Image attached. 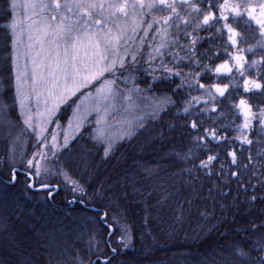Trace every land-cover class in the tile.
I'll return each mask as SVG.
<instances>
[{"label":"trees","instance_id":"trees-1","mask_svg":"<svg viewBox=\"0 0 264 264\" xmlns=\"http://www.w3.org/2000/svg\"><path fill=\"white\" fill-rule=\"evenodd\" d=\"M5 23L0 21V29ZM222 24L205 26L210 27V31H200L199 35H214L216 39L212 44L221 45L227 40L226 33L216 31ZM152 33L140 38L143 44L139 40L140 32L135 40L129 41L132 47L137 45L144 60L158 47L154 39L157 34ZM10 44L9 31L0 30V82L4 90L9 79L12 80ZM208 47L206 40L203 48ZM244 55L249 62L260 58L258 50L256 56L248 52ZM224 59L227 57L215 59L209 67L214 68ZM155 64H159V59ZM249 71H252L250 78L255 77V72ZM142 76L158 84L154 88L155 95L165 92L171 95L168 82L159 78V72L156 78L146 72ZM207 79L211 82L212 75L208 74ZM201 82L205 80L202 78ZM224 82H229L228 78ZM233 85L234 92L239 93L235 96L237 103L239 98H251L250 102L260 98L259 94L243 93L241 78L233 79ZM140 87L146 85L141 83ZM67 113V109L61 111L63 121ZM8 115L6 118L14 126L18 124L14 109ZM183 116L185 113H177L169 106L156 118L146 120L128 138L117 142L107 156L105 147L93 139L92 127H83L55 161L57 168L77 182L78 190L74 193L68 182L54 178L53 183L59 190L51 198L47 192H40L46 193L42 197L25 184L28 170L22 165H11L8 141L2 137L0 129V264H89V261L102 262L108 258L113 259V264H222L233 258L230 249L237 245L246 248L264 237V228H259L264 224V200H251L252 166L245 169L231 165V157L226 155L235 151L238 164H248L247 158L251 155L256 177H259L264 173L261 168L264 159L257 156L259 149L234 140L236 131L224 133L231 140L229 144L209 145L211 151L200 149L195 141L188 139L187 129L179 127L184 123ZM241 122L242 117L235 119L236 124ZM14 126L12 129L16 131ZM249 138L255 140V134L249 133ZM34 147L33 136H29L25 157L34 152ZM190 148L193 152L187 161L180 160L177 153L186 154ZM208 155L219 159L213 161L209 169L200 168L201 160H207ZM222 162L223 179L220 178ZM13 168L16 180L11 184ZM233 171L238 176L230 177ZM256 177L250 184L259 187ZM237 180L243 181L244 187H240ZM79 188L86 190L87 195L81 197ZM261 194L264 190L257 193ZM109 207L126 217L131 239L127 249L117 244V236L112 237L109 247L101 250L93 244L90 248L91 234L104 231L98 222L102 213L96 209ZM254 225L257 231L252 230ZM113 229L119 232L115 224ZM113 247L117 248L115 253L111 252Z\"/></svg>","mask_w":264,"mask_h":264},{"label":"snow or ice","instance_id":"snow-or-ice-1","mask_svg":"<svg viewBox=\"0 0 264 264\" xmlns=\"http://www.w3.org/2000/svg\"><path fill=\"white\" fill-rule=\"evenodd\" d=\"M2 3L0 21L6 23L0 30L11 31L13 47L15 48L17 37L22 35L24 20L27 19L28 39L39 44L40 49L36 58L32 59L31 72L27 64L23 69L16 64L15 89L13 92L12 80L9 79L8 87L0 94L4 98L0 102V112L7 113L9 107L17 103L23 109L25 102L29 101L33 94L39 101L40 93L36 86L38 81L43 83L44 80L43 73L37 71L40 67L37 58L47 53L52 61L49 65V75L52 79L47 82V90L49 96L57 102H67L77 92H81V89L95 88L96 94L109 102V106L103 108L104 115L107 116L115 107L111 102L133 104L134 96L143 102L147 93H153L156 102L150 105V115L156 117L169 106L177 113H185V116L181 117L184 123L179 127L187 129V137L196 142V147L211 151L209 145L219 147L221 142L227 145L231 140L224 133L236 131L237 135L233 139L241 145L252 146L254 150L258 148L257 156L264 159V83L261 82L264 80V0H258L255 6L252 0H223L222 3L220 0H134L131 4L127 0H2ZM21 10L23 18L20 15ZM29 12L39 16V21L32 20ZM221 22V28L216 31L226 33L227 40L223 44L214 46V35H199L200 31H210V27L205 26L214 27ZM233 24L236 27H233ZM140 30L144 32L145 37L154 32L162 38L147 60H144L140 49L133 48L129 43L136 39L135 34ZM45 40L50 45L47 50L43 47ZM206 40L209 47L205 49L203 42ZM140 43L143 44L144 40L141 39ZM32 46V43H29V49ZM257 50L260 58L251 59L249 62L244 53L256 56ZM181 52L183 56L180 55ZM221 56H226L227 59L214 68L209 67L211 62ZM165 57L171 58L166 60ZM157 59L158 65L155 64ZM13 60H17L15 53ZM250 69L259 79L250 78ZM145 72L154 78L159 72V78L168 82L171 95L165 92L155 96L154 88L158 87V84L144 80L142 73ZM208 74L213 77L211 82H208ZM202 78L205 82H201ZM225 78H228L229 82L225 83ZM235 78L243 79L245 95L259 94L260 98L251 102V98H239L238 103L235 102V96L239 95L234 92ZM93 82L99 86L96 87ZM141 83L146 87L141 88ZM193 92H198L199 95H192ZM81 95L85 93L81 92ZM87 95L92 93L88 92ZM57 106L54 104L52 110ZM94 111L99 115L101 108L97 107ZM238 117H242V122L236 124L235 119ZM28 120L30 117L25 121L26 124ZM136 123L142 124V119ZM132 126L131 122L126 124V131ZM43 131L46 129L41 130ZM41 132L37 133L39 147L47 148L48 152L56 157L57 135L53 133L49 142L47 136L41 135ZM249 133L255 134V140L249 138ZM107 143L109 146L105 148V156L110 151L112 142L108 140ZM67 146L65 137L63 147ZM192 152L190 148L188 153H177V156L180 160L187 161ZM226 155L231 157V165L245 169L249 165L252 166L249 176V186L252 187L251 200H264V194L257 195L264 190V173L256 177V168L252 164L254 158L250 155L247 158L248 164H238L235 151L226 152ZM47 159L46 153L38 150L32 159L27 161V168L30 170L28 180L32 181L27 186L35 188L36 191H46L51 198L54 196L53 189L58 186L40 179L42 175L51 174L41 163ZM217 159L219 157L216 155H208L207 160H201L199 167L209 169ZM261 168H264V164H261ZM32 169L34 171H31ZM12 171L11 180L14 182L16 169L13 168ZM220 171V178L223 179V162ZM151 174L149 171V175ZM209 174L211 175V170ZM229 175L236 177L238 173L233 171ZM253 177L258 179L259 187L250 184ZM37 183L39 187H36ZM237 183L244 187L243 181L237 180ZM78 187L74 181L72 191L75 193ZM79 191L81 197L87 195L83 188H79ZM96 211L102 213L98 222L104 231L91 234L90 248L93 244L101 250L109 247L113 236H117L118 243L129 238L124 214L112 207L107 210L98 208ZM114 224L119 229L118 233L113 229ZM259 228H264V224ZM252 230L258 229L254 225ZM116 251L117 248H111V252ZM229 254L233 258L223 261L222 264H264V237L246 248L237 245L230 249ZM89 264H113V259L108 258L102 262L89 261Z\"/></svg>","mask_w":264,"mask_h":264},{"label":"rangeland","instance_id":"rangeland-1","mask_svg":"<svg viewBox=\"0 0 264 264\" xmlns=\"http://www.w3.org/2000/svg\"><path fill=\"white\" fill-rule=\"evenodd\" d=\"M20 2H28V0H20ZM130 2H134V0H130ZM253 5L255 6L258 3V0H252ZM21 17L23 18V10L20 12ZM29 15L31 13L29 12ZM147 17H145L146 19ZM32 20L39 21V16L31 15ZM150 19V17L148 18ZM29 24V20H24V29L22 35L17 37V43L15 48L13 47V40L11 39V74L12 84H13V92L15 89V74H16V64L19 65L21 69L27 64L29 72L32 69V59L36 58V53L40 49V45L35 43V41H29L28 39V30L27 26ZM146 26V25H145ZM139 40L144 35L142 30L138 31ZM135 34L137 36L138 34ZM9 34L11 36V31L9 30ZM154 34V33H152ZM157 46H159L161 42V36L156 35ZM32 43V48L29 49L28 45ZM44 49H49L50 45L45 40L43 45ZM61 45V55H62ZM133 48H137V45H133ZM15 53L17 60L14 62L13 54ZM83 55V52L81 53ZM38 64L40 67L37 68V71L43 73L44 82H37V91L40 93L39 101L36 98V95L33 94L29 101L25 102V106L21 109L20 105L17 103L15 105H11L7 113L0 112V129L2 130L1 135L8 141V154L10 156L11 165L13 167L16 166H25L27 168V161L32 159L33 154L38 150L43 151L48 156L46 161H41L45 168L50 171L49 174L42 175L40 177L41 180L45 182L53 183L54 178H59L62 181L68 182L69 186L73 187V181L68 178V176L59 168H57L55 161L56 157H53L50 152H48L47 148H40L37 143V133L41 132L42 129H46V131L41 132V135L47 136L48 141L51 142V136L53 133L57 135V155L64 148V140L67 137L68 143L81 131V129L85 126L90 125L92 127V137L93 139L102 144L105 148L109 145L107 143L108 140H111V148L119 141L128 138L136 128L142 125L146 120L156 118L150 115L152 109L150 105L156 101L153 99V94L147 93L143 102L138 100L135 96L133 97L134 103L128 104L127 102L121 103L119 101H113L111 103L115 104V107L110 110L107 116L104 115L103 108L109 106L108 101H104L101 99L95 92V88L89 89H81V92L85 93V95H81V92H77L75 96H72L67 102H57L49 96L48 85L47 82L52 78L49 75V65L52 63L51 59H49L47 53L39 58H37ZM242 85H243V79ZM96 84V82H93ZM241 85V86H242ZM99 85L96 84V87ZM121 87H123L121 85ZM142 88V87H141ZM243 89V87H242ZM4 92V86H2V82H0V94ZM88 92H91L92 95H87ZM196 95H199L196 92ZM157 96V95H155ZM3 96L0 95V102L3 101ZM75 101V103H73ZM57 104L58 106L53 111V105ZM101 108L100 114L98 115L95 108ZM14 109L16 114V119L18 124L16 123V131H13L12 121L7 119L9 112ZM68 110V113L64 117V121L61 119V111ZM23 113V114H22ZM28 120V124L25 121ZM142 119V124L136 123L138 120ZM99 121V122H98ZM129 122L132 123L131 129L126 131V124ZM14 126V127H15ZM129 132L131 134H129ZM33 136V145L34 152L31 153L28 157H25V150L28 142V137ZM31 171H34L32 169ZM63 173V174H61ZM26 185H28L29 180L25 181ZM56 185V184H54ZM39 184H36V187ZM40 194V192H39ZM46 194V193H45ZM45 194H40L42 197H45ZM40 198V197H39ZM128 239H125L123 242H119L116 239L117 244L120 245L122 249H127L130 246V235L128 233ZM127 245V246H125Z\"/></svg>","mask_w":264,"mask_h":264},{"label":"water","instance_id":"water-1","mask_svg":"<svg viewBox=\"0 0 264 264\" xmlns=\"http://www.w3.org/2000/svg\"><path fill=\"white\" fill-rule=\"evenodd\" d=\"M12 174H13V171H12ZM15 182V181H14ZM12 180H11V184H13L14 183ZM32 181H29V183H31ZM37 187H39V186H37ZM29 188V187H28ZM31 191H34V192H46V191H36L35 190V188H29ZM59 190V187H57V188H54L53 189V192H54V194L57 192Z\"/></svg>","mask_w":264,"mask_h":264}]
</instances>
